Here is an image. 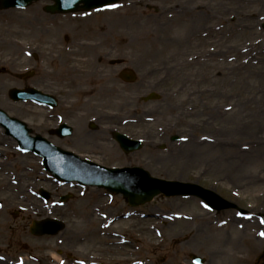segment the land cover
I'll return each mask as SVG.
<instances>
[{
  "label": "rangeland",
  "instance_id": "1",
  "mask_svg": "<svg viewBox=\"0 0 264 264\" xmlns=\"http://www.w3.org/2000/svg\"><path fill=\"white\" fill-rule=\"evenodd\" d=\"M187 1L194 12L212 15L213 19L225 12L216 25L225 32L232 30V35L220 39L219 34L220 48L216 50L223 52L214 50L213 59L202 55L211 47L205 39L195 41L184 59L173 54L176 0H122L104 12L67 16L45 14L41 2L26 10L0 11V109L26 122L35 133H45L47 128L57 127L60 111H55L51 119L49 113L31 103L11 102L8 91L27 87L41 77L46 90L68 98L72 95L69 90L87 86L96 70L100 76L96 83H106L113 93H120L108 94L110 102L96 105L95 111L82 117L83 121L99 113L94 123L106 132L117 130L116 123H128L131 127L127 133L145 144L126 159L102 147L112 157L107 165L139 166L155 178L199 185L235 203L248 215L240 216L235 210L213 212L205 206L208 213L205 207L202 209L201 204H205L195 198L160 196L132 208L113 193L111 204L104 190L88 187L83 193L69 186L58 189L46 182L40 158L22 155L0 128V257L6 261L0 264H193L192 255L206 264H215V241L200 243L196 248L184 246L204 212L213 224L224 227L228 239L234 237V231L226 229L229 219H235L234 226L243 232V241L254 235L257 223L264 222V107L259 104L261 96L245 103L246 89L238 84L246 75L244 71L250 74L246 93H260H254V86L264 89V76L255 78L249 69H238L243 62H250V67L264 66V0H226L220 7L216 0ZM237 12L255 19L253 32H245L247 26L242 24L235 26ZM193 15L186 13L183 23ZM134 17L144 24L135 28L127 25ZM148 32L158 39L153 41ZM142 35L149 40L144 45ZM81 43L86 47L81 48ZM240 50L250 60L245 54L230 61L217 55ZM194 53L197 57L191 61ZM32 55L38 56L37 63ZM183 60L188 62L181 64ZM112 62L121 65L112 66ZM122 69L133 71L136 82L124 84L119 78ZM220 71L225 74L223 78H217ZM35 72L38 76L34 79ZM108 72L111 76H104ZM228 79L234 84L230 85ZM99 88L101 93L107 89ZM151 93L160 99L144 102L142 99ZM47 120L52 124L48 125ZM173 136L182 140L174 143ZM41 189L53 194L52 203L39 198ZM30 190L37 192V198ZM64 195L72 199L61 205L59 200ZM26 196L46 212L29 213L25 208L34 203L26 201ZM100 213L116 218L117 223L104 231L105 219ZM125 213L133 215L126 219ZM174 213L188 216L191 221H170ZM46 219H58L65 229L56 236L31 235L33 222ZM231 255L223 264H264V241L261 248Z\"/></svg>",
  "mask_w": 264,
  "mask_h": 264
},
{
  "label": "bare ground",
  "instance_id": "2",
  "mask_svg": "<svg viewBox=\"0 0 264 264\" xmlns=\"http://www.w3.org/2000/svg\"><path fill=\"white\" fill-rule=\"evenodd\" d=\"M217 1V6H225V2L226 0H216ZM235 1V0H234ZM175 17H176V21H177V27H176V35L174 38V41L172 43L173 47H174V53L177 57H181L182 59L185 58V55L187 54V51H189L190 49H192L195 41H198V39H205L207 40L208 44L210 43V46L208 49L205 50V53H203V57L207 60L209 59H213L214 58V54L216 48H220V43H218L217 37L220 34V39L226 38V35H232V30L231 31H224L223 27H218V25H216V23H218L220 20L223 19L225 12H222L221 14L217 16H215V18L213 19V17H211L212 15H201L200 13L194 12V8L192 7V4L190 3V1L187 0H176V5H175ZM186 13H191L194 14L188 22L183 23V18L184 15ZM238 15V20L235 23L236 24H242L244 26H247L245 32H253V30L255 29L256 26H254L256 24L255 19L253 18H247L246 15H244L242 12H237ZM39 20V19H38ZM120 25H122V22H119ZM129 26H133L135 27H139L142 26L143 24L141 22L137 21V17L132 18V21H127L126 23ZM184 24H189V26L187 28H184ZM123 28L125 26H122ZM126 28V27H125ZM128 29V28H126ZM187 31V32H186ZM226 34V35H225ZM148 35L153 36L152 40L155 41L157 40V36L155 35V33L150 34L148 32ZM147 36L146 35H142L140 37V41L141 43L144 45V42H148L149 40H145ZM148 38V37H147ZM155 44V43H154ZM217 52H223V50L221 49V51L216 50ZM238 54H245V52L243 50H240L239 52L232 54L231 51L229 52H225L224 55H219L217 53V55L219 57H223V58H227L228 61H230L231 59H234L235 57L238 58ZM192 55H195L194 57L191 58L190 56V60L194 61L195 58L197 57V54L194 53ZM246 55V54H245ZM246 58L248 60H250L247 55ZM168 63H170L169 61H166ZM165 62V63H166ZM188 61H182L181 64L187 63ZM164 63V64H165ZM250 62L247 63H242L238 69L240 70H250L255 78L261 77L263 78L264 76V66L262 68L259 67H250L249 65ZM246 65V66H245ZM245 66V67H243ZM231 70V69H230ZM243 74H246L245 76H241V79L238 81V84H243L244 89H246L245 93H244V102L248 103V102H255L254 100H257L259 98V96H261V100H259V104H261V106L264 107V95L262 93H264V89L263 88H259L257 87H253L254 89V93L255 92H260L257 94H253L250 95L251 93H246L247 90L250 88V86H245V83L248 82V78L250 77V74L248 72H242ZM57 73H55L54 75H57ZM224 72L220 71L219 74L217 75V78H219V76L221 78L224 77ZM228 77H231V74L228 75ZM228 83L230 85L234 84V81L231 79H228ZM229 85V86H230ZM252 87V86H251ZM213 90L210 89L209 92H212ZM208 92V90H207ZM248 97V98H247ZM247 98V99H246ZM242 101V100H240ZM261 101V102H260ZM104 118H106L104 116ZM19 129V127H18ZM87 139V138H86ZM48 156H54L57 158L58 161H60L63 164H67V160L65 158L59 157L57 156L55 153H52L50 151V153L48 154ZM47 156V157H48ZM179 168L185 169L184 167H181L180 165H178ZM3 166L0 163V172L2 170ZM29 172V171H28ZM25 177V172L23 171V174L21 175V178L24 179ZM26 201L30 202V203H34V205L30 204V207L25 208L26 210H28L29 213H31L32 215H36L37 212L40 213V215H42V212H46L45 209H43V207L41 206H37L34 202V199L32 198H27L26 196ZM206 212H208L206 210ZM209 213V212H208ZM235 219H229V223L227 222V226L226 229H230L232 231H234V237L232 238H226L225 234H224V227L220 226L218 224H213L211 222V217H209L208 215H206V213L204 212V216L201 218V220L198 222V225L196 227V230L192 232V234H189L188 237H186V242L184 243L185 247H190V248H196L200 245V243H204V242H214L215 244H213V248H214V255L213 257L218 260H216L215 264H223L226 260L228 259L227 257L232 254L231 256L237 255L240 252H246L247 249L252 248V247H256V248H261V246L263 245V241H264V236L261 235V233H264V222H260L257 223V225L255 226V230L252 231V233L254 234L253 236H250L248 238H246L244 241L242 240V231H240L238 228H236L235 225ZM225 229V230H226ZM212 238V239H210ZM214 238V239H213ZM218 240H215V239ZM256 238H258V240H256ZM245 243V245H244ZM215 245V246H214ZM55 259H58L59 256H54ZM223 261V262H222Z\"/></svg>",
  "mask_w": 264,
  "mask_h": 264
},
{
  "label": "water",
  "instance_id": "3",
  "mask_svg": "<svg viewBox=\"0 0 264 264\" xmlns=\"http://www.w3.org/2000/svg\"><path fill=\"white\" fill-rule=\"evenodd\" d=\"M37 0H0V9L9 8H24L29 6L32 2ZM57 3V10L59 12H69L80 8V4H84L86 10L92 8H101L110 3H114L118 0H54ZM23 100H27L34 96L29 90L26 93L20 95ZM13 97V95H12ZM35 97L45 98L38 94ZM0 124H2L9 132L17 139L21 141L23 148L32 150L46 159L47 150L45 148V141L42 139H32L28 137V129L25 124L10 119L6 114L0 111ZM12 125L19 127V133L15 132L16 128ZM53 153H58L59 150L54 148ZM65 158V157H64ZM66 159V158H65ZM63 168L51 166L48 164V170L55 174L59 179L70 181H78L81 185H91L106 188L110 191L121 193L129 198L133 206L144 204L151 201L155 196L159 194H165L167 196L172 195H197L205 199L213 208L222 210L228 207H234L233 205H222L213 194L200 190L197 187H188L185 185L168 183L164 181L151 179L149 174L142 170H107L105 173L86 169V167H78V165H71L70 163L63 164ZM102 171V170H101ZM220 200V199H219ZM225 203V202H224ZM63 226L55 222L35 223L32 228V233L35 235L51 234L55 235ZM196 262L200 263L199 259Z\"/></svg>",
  "mask_w": 264,
  "mask_h": 264
},
{
  "label": "flooded vegetation",
  "instance_id": "4",
  "mask_svg": "<svg viewBox=\"0 0 264 264\" xmlns=\"http://www.w3.org/2000/svg\"><path fill=\"white\" fill-rule=\"evenodd\" d=\"M92 95L97 96L98 91H93L91 92ZM97 99V98H96ZM78 102H94V99L89 97V98H76L74 101ZM91 111H95V108H92ZM91 113V112H90ZM95 113V112H94ZM67 123H70L75 131L74 133H78L79 135L77 138H67V139H58L54 136H52V131L49 130L48 133L50 134V141L52 142L53 140L59 143L60 145L64 146L66 149H69L80 156L87 158L88 160L91 161H96V160H109V156L107 155L106 152H101V148L99 147V144H105L108 145L110 141L108 139H101L97 143V139L94 137L95 135H92L91 133L85 132L83 128V121L82 119L78 116V110L75 108H72L69 111H66L64 114ZM87 138V139H86ZM80 146V147H78Z\"/></svg>",
  "mask_w": 264,
  "mask_h": 264
},
{
  "label": "snow or ice",
  "instance_id": "5",
  "mask_svg": "<svg viewBox=\"0 0 264 264\" xmlns=\"http://www.w3.org/2000/svg\"><path fill=\"white\" fill-rule=\"evenodd\" d=\"M207 207V206H206ZM262 236H264V233H261Z\"/></svg>",
  "mask_w": 264,
  "mask_h": 264
}]
</instances>
